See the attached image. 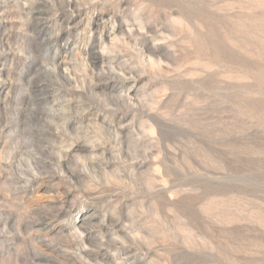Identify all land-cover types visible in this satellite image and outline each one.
<instances>
[{"label":"rangeland","instance_id":"1","mask_svg":"<svg viewBox=\"0 0 264 264\" xmlns=\"http://www.w3.org/2000/svg\"><path fill=\"white\" fill-rule=\"evenodd\" d=\"M24 2L0 0V264H264V0Z\"/></svg>","mask_w":264,"mask_h":264},{"label":"bare ground","instance_id":"2","mask_svg":"<svg viewBox=\"0 0 264 264\" xmlns=\"http://www.w3.org/2000/svg\"><path fill=\"white\" fill-rule=\"evenodd\" d=\"M25 1V2H24ZM29 1V0H28ZM27 0H22V2H24V4L22 5V6H24V10H26L25 12V15H27L28 14V16H43L44 15V13H43V11H41L40 9H38L39 7H38V5L36 4L35 5V3H32V2H28ZM32 1H35V0H32ZM21 2V1H20ZM39 3V2H38ZM1 4V3H0ZM17 4V3H16ZM42 5V4H41ZM67 5H68V3H67ZM77 5V4H76ZM64 7V6H63ZM70 8V7H69ZM75 9V8H74ZM69 10V9H68ZM47 11V10H46ZM78 11H79V9H78ZM2 11H1V8H0V13H1ZM24 12V11H23ZM48 14V13H47ZM55 14V13H54ZM28 16L26 17V18H28ZM52 16V15H51ZM51 18V17H50ZM52 19V18H51ZM36 20V19H35ZM47 20H48V23H49V19L47 18ZM45 21V20H44ZM65 21V20H64ZM35 22H38V21H35ZM51 23V22H50ZM65 23V22H64ZM40 25H41V23H39ZM54 24H57V22H54ZM66 24H69V23H66ZM60 25V24H59ZM55 26V25H54ZM56 27V26H55ZM54 27V28H55ZM39 28V27H38ZM66 29L67 27H63V29ZM69 28V27H68ZM53 29V28H52ZM97 29V28H96ZM98 29H99V27H98ZM49 31H51V26H42L41 27V29L39 30V33L41 34H46V33H48ZM58 31H62V29H58ZM95 31V30H94ZM58 36V35H57ZM49 53V52H48ZM54 57V56H53ZM52 57V58H53ZM93 57V56H92ZM88 58V57H87ZM94 63H101V64H104V63H109V64H111L112 63V61L111 60H108V61H105V60H100L99 59V57H97L96 55L94 56ZM92 61V60H91ZM93 62V61H92ZM58 65V64H57ZM95 66V65H94ZM51 68V67H50ZM56 69L58 68V67H55ZM114 68V67H113ZM76 69V68H75ZM59 70V69H58ZM111 70V69H110ZM124 77V76H123ZM2 78V77H1ZM125 79V78H124ZM126 80V79H125ZM47 91V94L49 93L48 92V89H46ZM33 91V90H32ZM57 92V91H56ZM129 96V95H128ZM48 100H52V101H50V103H56V99H46L45 101L46 102H48ZM59 103V102H58ZM58 103H56V104H58ZM60 104V103H59ZM62 106V105H61ZM60 106V107H61ZM64 108H66V107H63L62 106V110L64 111V112H66V110L64 109ZM59 117V114L57 113V111H53L52 110V114H51V118L52 119H56V118H58ZM56 125V124H55ZM50 131V130H49ZM41 139V138H40ZM53 145V144H52ZM59 147V146H58ZM79 149H80V147H78ZM84 150V149H83ZM46 259V258H45ZM49 260V259H48ZM46 262V261H45Z\"/></svg>","mask_w":264,"mask_h":264}]
</instances>
